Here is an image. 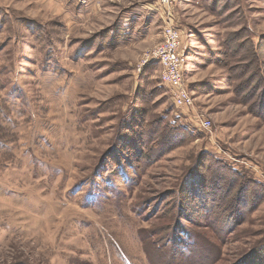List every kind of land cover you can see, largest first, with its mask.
<instances>
[{
	"label": "rangeland",
	"instance_id": "374dc122",
	"mask_svg": "<svg viewBox=\"0 0 264 264\" xmlns=\"http://www.w3.org/2000/svg\"><path fill=\"white\" fill-rule=\"evenodd\" d=\"M167 1L0 0V264H264V0Z\"/></svg>",
	"mask_w": 264,
	"mask_h": 264
},
{
	"label": "built area",
	"instance_id": "2783aa9c",
	"mask_svg": "<svg viewBox=\"0 0 264 264\" xmlns=\"http://www.w3.org/2000/svg\"><path fill=\"white\" fill-rule=\"evenodd\" d=\"M167 3V0H163ZM169 20L163 31V40L148 54V61L160 68L161 84L168 87L173 99V105L178 110L191 109L194 99L184 83L185 54L183 51V33ZM200 128L211 129L209 119H198Z\"/></svg>",
	"mask_w": 264,
	"mask_h": 264
},
{
	"label": "trees",
	"instance_id": "16d2710c",
	"mask_svg": "<svg viewBox=\"0 0 264 264\" xmlns=\"http://www.w3.org/2000/svg\"><path fill=\"white\" fill-rule=\"evenodd\" d=\"M172 129H173L174 131H177V133H178V131H180V130H179L180 127L173 126ZM181 129H182V128H181ZM183 131L185 132V135H186L187 132H188V131L186 132V129H185V128L183 129ZM177 133H176V134H177ZM188 133H189V132H188ZM189 134H190V133H189ZM146 157H148V155H147ZM215 159H216V158H215ZM215 161H217V160H215ZM234 174H235V172H234ZM185 234L188 235V237H190V233H189V232H187V233H185ZM193 237H194V236H193ZM194 240L196 241V237H194ZM198 245H200V244L196 241L194 248L197 249ZM194 248H193V249H194ZM194 251H195V249H194ZM250 256H251V255H250ZM250 256L248 257V259L250 258ZM257 258H258V256H256L255 259L257 260ZM246 260H247V259H246ZM253 260H254V259H253ZM247 262H248V263H246V264L252 263V261H249V260H248ZM252 264H253V263H252Z\"/></svg>",
	"mask_w": 264,
	"mask_h": 264
}]
</instances>
